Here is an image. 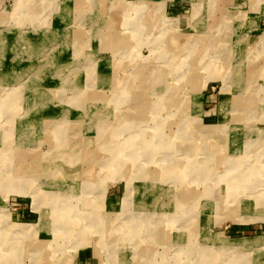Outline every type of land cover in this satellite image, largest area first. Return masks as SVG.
I'll return each mask as SVG.
<instances>
[{"label":"rangeland","instance_id":"obj_1","mask_svg":"<svg viewBox=\"0 0 264 264\" xmlns=\"http://www.w3.org/2000/svg\"><path fill=\"white\" fill-rule=\"evenodd\" d=\"M171 1L0 0V264H264V0Z\"/></svg>","mask_w":264,"mask_h":264},{"label":"bare ground","instance_id":"obj_2","mask_svg":"<svg viewBox=\"0 0 264 264\" xmlns=\"http://www.w3.org/2000/svg\"><path fill=\"white\" fill-rule=\"evenodd\" d=\"M219 43H216V44H212V46L210 47L211 49H214V50H216V49H218V50H226V49H228V47H227V44H224V43H222V44H219ZM171 50V49H170ZM216 55V54H215ZM232 73V72H231ZM243 80V79H242ZM87 86V85H86ZM246 98V101L249 103V96H246L245 97ZM99 99V98H98ZM251 99H253L254 100V98H252V97H250V100ZM95 100V99H94ZM256 101V100H255ZM96 102V101H95ZM245 101L243 100V101H241V103H244ZM251 102H252V100H251ZM254 102V101H253ZM97 103V102H96ZM210 128H212V127H210ZM191 149H194V147L193 148H191ZM192 152H193V150H191ZM190 151V152H191ZM261 151H263L264 152V146L263 147H261V149H258L257 151H255V153H253L252 152V154H243L242 155V158L243 159H241L240 157H238V160H239V162H238V160L237 159H234V160H230V168L231 169H233V164H235V166L237 165V166H239V167H243V166H245V167H248V166H251L252 164V167H254L255 165V163L257 162L256 160L257 159H259V157H261L262 156V154L261 153H263V152H261ZM261 154V155H260ZM115 155H117V154H115ZM183 155V154H182ZM20 162H21V160H20ZM249 163H252V164H249ZM264 165V164H263ZM195 165H192V163H188V166H187V168H188V173H191V174H193V172H194V170H196L197 168L195 167ZM186 168V169H187ZM211 170V169H210ZM209 170V171H210ZM246 170V169H245ZM198 171H199V169H198ZM198 171H196V172H198ZM237 172H239V173H241L242 172V169H241V172H240V170L238 169V170H236ZM53 172V171H52ZM185 172V171H184ZM195 172V173H196ZM247 172L248 171H246V174H247ZM157 173V172H156ZM174 173V172H173ZM209 173V172H208ZM161 174V173H160ZM171 174H172V172H171ZM238 174V173H237ZM250 173H248V175H249ZM180 175V174H179ZM182 175H183V173H182ZM158 176H160V175H158ZM238 176V175H237ZM168 177V176H167ZM192 177V176H191ZM175 178V177H174ZM160 179V178H159ZM169 179V178H168ZM152 180V179H151ZM153 183V182H152ZM57 185V184H56ZM71 188H72V186H71ZM70 188V190H71V196H74L75 194H73V188L71 189ZM55 192H59V194L61 195H66V191L68 190H64V185H63V187H62V185H59V187L57 188V190H55V188L53 187L52 188ZM55 194H57V193H55ZM176 199V198H175ZM264 199V198H263ZM178 200V199H177ZM255 200V202H260V201H262L260 198L258 199V198H256V199H254ZM254 204V203H253ZM131 205V204H130ZM132 207V206H131ZM175 210V209H174ZM248 211H249V214L248 215H242L241 214V216L242 217H244L245 219H254V218H262V217H264V211H262V210H260L259 208L255 211V212H252L251 210H249V209H247ZM72 211V210H71ZM70 211V212H71ZM247 211V212H248ZM160 213H161V211H160ZM166 213V212H165ZM170 214V213H169ZM96 216V215H95ZM95 218V217H94ZM105 219V218H104ZM95 220H97V218H95ZM70 222V221H69ZM105 222V221H104ZM165 222V221H164ZM162 223V222H161ZM101 224V223H100ZM97 225V224H96ZM103 226V225H102ZM164 228H165V225H164ZM195 228V224L194 223H192V228L190 227H187V229H186V231L184 232L183 231V233H182V237H183V240H185V242H186V244L187 245H192L193 247H194V238H195V235H196V233L194 232V229ZM168 229V228H167ZM160 230V229H159ZM176 230H178V228H176L175 227V229H174V231L172 232V234L174 233H176ZM94 231V230H93ZM162 232V231H161ZM168 232H169V230H168ZM162 233H164V231L162 232ZM112 234V233H111ZM115 234V233H114ZM176 237H177V235H175ZM112 237V236H111ZM163 238V237H162ZM218 238H220V239H222V237H219L218 236ZM87 240V239H86ZM261 240H263V237H259V238H256L254 241L255 242H259V241H261ZM166 242V241H165ZM103 243V242H102ZM163 243V242H162ZM155 244V243H154ZM255 245V244H254ZM10 246V245H9ZM40 248V247H39ZM43 248V247H42ZM42 250V249H41ZM206 252V251H205ZM194 255H195V253H194ZM196 256V255H195Z\"/></svg>","mask_w":264,"mask_h":264},{"label":"crops","instance_id":"obj_3","mask_svg":"<svg viewBox=\"0 0 264 264\" xmlns=\"http://www.w3.org/2000/svg\"><path fill=\"white\" fill-rule=\"evenodd\" d=\"M168 2H173V1L168 0ZM171 5H173V4H171ZM207 99L210 100V101H213V100H214L213 97H212V94H209V95L207 96Z\"/></svg>","mask_w":264,"mask_h":264}]
</instances>
